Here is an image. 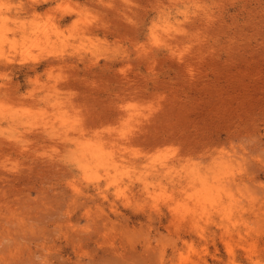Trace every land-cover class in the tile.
Returning <instances> with one entry per match:
<instances>
[{
	"label": "rangeland",
	"instance_id": "374dc122",
	"mask_svg": "<svg viewBox=\"0 0 264 264\" xmlns=\"http://www.w3.org/2000/svg\"><path fill=\"white\" fill-rule=\"evenodd\" d=\"M0 18V264H264V0Z\"/></svg>",
	"mask_w": 264,
	"mask_h": 264
},
{
	"label": "bare ground",
	"instance_id": "6f19581e",
	"mask_svg": "<svg viewBox=\"0 0 264 264\" xmlns=\"http://www.w3.org/2000/svg\"><path fill=\"white\" fill-rule=\"evenodd\" d=\"M34 5L38 6L37 4H34ZM65 20H66V15L64 13L61 16H58V21L59 22H64ZM1 22H3V21H1V18H0V32H3L5 24L1 23ZM163 25H165V24H163ZM160 34H161V31H160ZM161 36H159V37H161ZM48 37H50V35H48ZM50 41H51V39H49L48 42L50 43ZM48 42H47V45H49ZM107 155H108V153L102 148H100V149H98L96 151H90L89 147H88V144L79 145L77 147L76 151H74L72 153L73 158H75L77 162H80L79 163V168L82 171L83 177L85 179L91 177L90 175H92L94 173V171H95L93 168H95V166H98V165L103 166L106 169L112 163L111 165H113V167L115 169H117V167H116L117 166V161L116 160H113V161L111 160L110 161V159H109L110 157H107ZM160 165H161V168L162 167L164 168L165 166L168 165V162H160ZM152 166L156 167L157 163H154ZM157 168H159V167H157ZM212 188H214V187L213 186L205 187V189L213 191ZM197 199L199 200V202L202 205V206H200L201 209L204 210L205 209V204H204L205 201L202 200V197H197ZM214 204H215V202H214ZM215 206H217V205L216 204L213 205V207H215Z\"/></svg>",
	"mask_w": 264,
	"mask_h": 264
}]
</instances>
